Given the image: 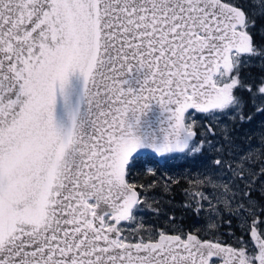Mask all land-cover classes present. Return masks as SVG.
<instances>
[{"label":"snow or ice","instance_id":"1","mask_svg":"<svg viewBox=\"0 0 264 264\" xmlns=\"http://www.w3.org/2000/svg\"><path fill=\"white\" fill-rule=\"evenodd\" d=\"M258 21L264 0H0V264H264V129L182 189L211 238L172 214L138 240L122 224L162 212L129 179L148 153L214 148L193 113L209 137L264 116Z\"/></svg>","mask_w":264,"mask_h":264},{"label":"rangeland","instance_id":"2","mask_svg":"<svg viewBox=\"0 0 264 264\" xmlns=\"http://www.w3.org/2000/svg\"><path fill=\"white\" fill-rule=\"evenodd\" d=\"M260 23H264V21H258V25ZM259 37V36H258ZM193 118L196 120V124L194 127L201 129V133L203 135L204 140L211 139L212 144L214 145V148L209 149L208 145L205 144V153L211 154V155H221L220 152H217L216 149H223L224 157L230 158L234 154L237 153H242L246 149H248L252 143L257 142L256 137H258L261 134V131H258L256 135L251 134V136H246L244 138H241L240 140L236 141L235 140V131L238 129H242L240 124H235L233 125V122L231 120L228 121H221L218 123L212 124L213 128L215 129L216 134L214 136L209 137L208 133L205 132L204 128L208 124L206 121H202L201 119H196L194 113H193ZM186 121L191 123V120L186 117ZM248 124V123H246ZM227 126V127H225ZM247 130V129H246ZM226 135L230 136V139H226ZM251 137V139H249ZM223 139H225V145H227V148L222 146ZM243 142H246L243 144ZM227 152V156L225 153ZM214 157V156H213ZM151 158V157H150ZM197 157H193L192 160H189L186 162L185 159L181 157H173L172 155L169 157H162V158H154L153 157V163L145 164L141 169L143 172L146 174L149 172L153 171V168L155 165L158 166V171L160 172L157 174L147 185L150 183L155 182V186L152 188H147L145 189L146 193L149 194L150 192H160L161 195L164 193L163 192V187L165 184V181L169 183L172 182L173 179L180 181H184L186 183V186H189V181L198 179L200 177V174L204 171V169L210 164L211 158L209 157L208 159H205L204 157L200 156L196 159ZM139 166L137 169H135L131 175V179L135 180L138 179V173H139ZM151 170V171H149ZM144 185V184H143ZM145 185V186H147ZM154 190V191H153ZM204 191H210L209 189H204ZM257 194V199H260L259 192H254ZM253 193V195H254ZM160 195V196H161ZM182 196L184 199L186 197L182 193ZM173 204L177 205L176 202H172ZM261 203H264V200H261ZM143 215V214H142ZM140 215V218L138 220V224L136 226H133L132 224L126 223L123 224L124 227V234L132 238L133 240H138L139 236L136 234L135 229L139 228L140 225H144L149 228H156L154 225L151 223H147L145 217ZM191 215L192 212H191ZM227 218V217H225ZM193 222L191 220V227L195 225L197 228L201 230V237L204 239H209L211 238L208 235H205V233L208 230V224H209V219L207 216L201 214V216L196 217L193 215ZM218 225L220 223L219 218L215 221ZM177 223V222H176ZM178 225V224H177ZM232 228L235 230V233L237 236L240 235L239 228H237L236 223L233 222ZM185 229V228H184ZM188 230V229H185ZM228 228L226 226H221L218 227L217 230V235L221 238V241L225 240H231L232 237L228 235ZM247 239V237H245ZM222 242V243H223ZM225 243V242H224Z\"/></svg>","mask_w":264,"mask_h":264},{"label":"trees","instance_id":"3","mask_svg":"<svg viewBox=\"0 0 264 264\" xmlns=\"http://www.w3.org/2000/svg\"><path fill=\"white\" fill-rule=\"evenodd\" d=\"M257 42H260V38L256 37ZM256 73H253L255 75ZM245 77L252 76L251 73L246 72L243 74ZM158 166L155 165L152 172H149L146 174L143 172L141 167L139 168L138 173V179H135L133 181L137 182L138 184H144L147 185L157 174L160 172L158 171ZM130 180L131 176L129 177ZM169 186L171 187V192L169 194L163 193L161 195L160 192H150L147 194L148 197L152 198L153 200H160L162 201L161 205H159L162 208V212L160 215H155L151 211H141L137 214V220L136 222H131L133 226H136L138 224V220L140 218V215L142 217L144 216L147 223H151L156 228H163L167 225V217L169 214H172L176 218V222L178 225L182 224L185 229H189L191 227V220L193 222V215H191V211L188 209H185L183 207V204L185 203L184 197L182 196V189L186 188V183L184 181H180L178 184H172L169 183ZM154 191V190H153ZM161 195V196H160ZM254 196H257L256 193H254ZM172 202H176L177 205L173 204ZM223 242V241H222ZM225 244H231V240H225ZM223 242V243H224Z\"/></svg>","mask_w":264,"mask_h":264},{"label":"flooded vegetation","instance_id":"4","mask_svg":"<svg viewBox=\"0 0 264 264\" xmlns=\"http://www.w3.org/2000/svg\"><path fill=\"white\" fill-rule=\"evenodd\" d=\"M246 72H249L252 74V76H246L245 78L249 81H252L254 80L255 78L259 77L260 76V69H259V66H256V67H252L250 69H246L243 73L245 74ZM253 73H256L255 75H253ZM246 96V94H245ZM246 111H250V109H246ZM196 119H201L203 122L206 121L209 123V120L203 116V115H197V114H194ZM229 119L228 118H221L219 119L218 121L217 120H212L211 123L214 124V123H218V122H221V121H228ZM242 127V129H238L235 131V140L238 141L240 140L241 138H244L246 136H251V134L253 135H256L258 131H261L262 129H264V116L262 115H255L253 120L248 123V124H243V125H239ZM196 131L199 133L197 139L200 140V139H203V135L201 133V129L199 130V128H196ZM247 129V130H246ZM246 142H243V144H245ZM257 142H254L252 143L253 145H256ZM225 139H223V142H222V146L227 148V145H225ZM210 153V152H209ZM206 154L205 151L203 152V154L201 155H197L195 157H204L205 159H208L209 157H213L215 155H211V154ZM225 155L227 156V152L225 153ZM194 156H189V160H192ZM196 158V159H197Z\"/></svg>","mask_w":264,"mask_h":264},{"label":"water","instance_id":"5","mask_svg":"<svg viewBox=\"0 0 264 264\" xmlns=\"http://www.w3.org/2000/svg\"><path fill=\"white\" fill-rule=\"evenodd\" d=\"M148 154H150V155H152V156H154V157H156V158H160V156H156V155H153V154H151V153H148ZM111 221V220H110ZM123 223V222H122Z\"/></svg>","mask_w":264,"mask_h":264}]
</instances>
